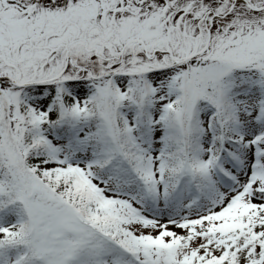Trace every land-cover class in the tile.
Wrapping results in <instances>:
<instances>
[{
    "label": "snow or ice",
    "instance_id": "6c2138e0",
    "mask_svg": "<svg viewBox=\"0 0 264 264\" xmlns=\"http://www.w3.org/2000/svg\"><path fill=\"white\" fill-rule=\"evenodd\" d=\"M0 264H264V0H0Z\"/></svg>",
    "mask_w": 264,
    "mask_h": 264
}]
</instances>
